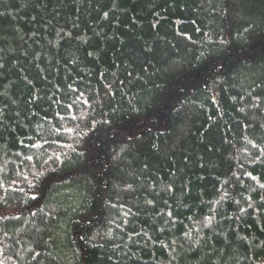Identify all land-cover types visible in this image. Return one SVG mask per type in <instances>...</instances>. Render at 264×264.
<instances>
[{
	"label": "trees",
	"instance_id": "trees-1",
	"mask_svg": "<svg viewBox=\"0 0 264 264\" xmlns=\"http://www.w3.org/2000/svg\"><path fill=\"white\" fill-rule=\"evenodd\" d=\"M0 264H264V0H0Z\"/></svg>",
	"mask_w": 264,
	"mask_h": 264
}]
</instances>
